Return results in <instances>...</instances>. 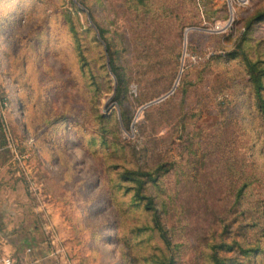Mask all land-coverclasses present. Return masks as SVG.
Masks as SVG:
<instances>
[{
    "label": "rangeland",
    "instance_id": "rangeland-1",
    "mask_svg": "<svg viewBox=\"0 0 264 264\" xmlns=\"http://www.w3.org/2000/svg\"><path fill=\"white\" fill-rule=\"evenodd\" d=\"M252 62L264 0H0V259L209 264L219 235L264 245ZM224 248L223 264H264Z\"/></svg>",
    "mask_w": 264,
    "mask_h": 264
},
{
    "label": "trees",
    "instance_id": "trees-1",
    "mask_svg": "<svg viewBox=\"0 0 264 264\" xmlns=\"http://www.w3.org/2000/svg\"><path fill=\"white\" fill-rule=\"evenodd\" d=\"M260 14H257L256 17H258ZM256 62L247 63V73L249 75V79L252 80L253 85V96L254 101L257 110L261 114V116L264 119V97L262 95V91L264 90V83L260 79V75H264V67L262 69H258L255 65ZM0 141H2V134L0 132ZM161 164L157 165L155 169L159 170L161 168ZM139 174L146 175L147 172H139ZM123 179H127V176H123ZM135 180L134 191H133V197L132 201L135 205L140 206V208L147 212L150 215V224L151 228L156 230L158 238L163 242L164 248L170 249V239L168 238V235L166 234V228L161 224L157 208L154 205L153 199L151 196L145 194L142 192V189L144 187L143 184V178L136 176L133 178ZM248 182L242 181L241 184L235 189V195L233 199V204H237L238 200L241 196L242 190L247 186ZM253 224V222H251ZM261 237H264V228L259 234ZM220 239L217 241H212L209 244V252H208V258L210 263L209 264H223L222 256L220 255V251H223L224 247H232L237 246V249L239 253H242L246 257H253L257 253L264 251V245H260L258 240L254 244H249L247 241L240 242L237 239H232L230 243L225 242V240H222L221 235ZM160 255L161 257L157 260H151V264H170V261H172V256L170 254H165L160 249ZM142 258H145V256H142ZM239 264V261H238Z\"/></svg>",
    "mask_w": 264,
    "mask_h": 264
},
{
    "label": "built area",
    "instance_id": "built-area-1",
    "mask_svg": "<svg viewBox=\"0 0 264 264\" xmlns=\"http://www.w3.org/2000/svg\"><path fill=\"white\" fill-rule=\"evenodd\" d=\"M241 1H245V0H241ZM0 263L1 264H45V263L39 262L37 257H25L21 259V258L9 256V255L2 256L0 259Z\"/></svg>",
    "mask_w": 264,
    "mask_h": 264
},
{
    "label": "crops",
    "instance_id": "crops-1",
    "mask_svg": "<svg viewBox=\"0 0 264 264\" xmlns=\"http://www.w3.org/2000/svg\"><path fill=\"white\" fill-rule=\"evenodd\" d=\"M13 257H14V256H13ZM16 258H20V257H17V256H16ZM23 258H25V257H23Z\"/></svg>",
    "mask_w": 264,
    "mask_h": 264
},
{
    "label": "water",
    "instance_id": "water-1",
    "mask_svg": "<svg viewBox=\"0 0 264 264\" xmlns=\"http://www.w3.org/2000/svg\"><path fill=\"white\" fill-rule=\"evenodd\" d=\"M160 97H162V96H160ZM160 97H158V98H160Z\"/></svg>",
    "mask_w": 264,
    "mask_h": 264
},
{
    "label": "bare ground",
    "instance_id": "bare-ground-1",
    "mask_svg": "<svg viewBox=\"0 0 264 264\" xmlns=\"http://www.w3.org/2000/svg\"><path fill=\"white\" fill-rule=\"evenodd\" d=\"M231 10V9H230Z\"/></svg>",
    "mask_w": 264,
    "mask_h": 264
}]
</instances>
